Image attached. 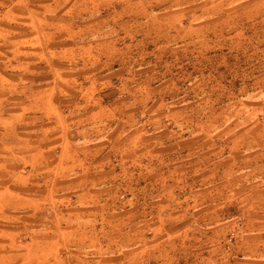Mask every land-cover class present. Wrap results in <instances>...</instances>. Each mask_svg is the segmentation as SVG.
Segmentation results:
<instances>
[{
    "label": "crops",
    "instance_id": "obj_1",
    "mask_svg": "<svg viewBox=\"0 0 264 264\" xmlns=\"http://www.w3.org/2000/svg\"><path fill=\"white\" fill-rule=\"evenodd\" d=\"M120 1L76 34L90 71L34 138L47 185L3 263L264 264V0L212 25L210 0Z\"/></svg>",
    "mask_w": 264,
    "mask_h": 264
},
{
    "label": "rangeland",
    "instance_id": "obj_2",
    "mask_svg": "<svg viewBox=\"0 0 264 264\" xmlns=\"http://www.w3.org/2000/svg\"><path fill=\"white\" fill-rule=\"evenodd\" d=\"M210 2L211 25L217 22L215 14L235 11V0ZM107 4L108 0H0V264L7 262L10 251L17 250L12 246L18 243L17 238H28V197L47 185L43 181L46 172L33 154L34 138L41 139V128L52 119L51 109L58 104L72 105V100L61 101L57 96H75L73 78H85L90 71L81 67L89 54L76 34L91 28V16L99 18L106 9L111 12L112 6ZM120 4V0H114L115 12L121 11ZM124 7L130 13L139 8L134 0ZM158 10L163 11L161 5ZM258 13L264 17L263 3L258 5ZM259 23L264 25V19ZM97 24L95 28H99ZM261 30L258 40L264 44ZM249 56L243 54L244 70L228 62L226 77L239 74L242 86L249 87L248 67L250 61L254 63V54L252 60ZM256 63L258 73L263 74L264 52H258ZM251 70L253 74L254 68ZM226 91L231 93L234 86L227 82Z\"/></svg>",
    "mask_w": 264,
    "mask_h": 264
}]
</instances>
